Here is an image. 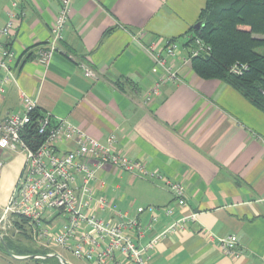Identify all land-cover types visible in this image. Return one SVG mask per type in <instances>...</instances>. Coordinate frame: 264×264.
<instances>
[{
  "label": "crops",
  "instance_id": "obj_1",
  "mask_svg": "<svg viewBox=\"0 0 264 264\" xmlns=\"http://www.w3.org/2000/svg\"><path fill=\"white\" fill-rule=\"evenodd\" d=\"M205 3L72 0L61 50L45 65L38 57L47 46L61 0H0V32L9 13L17 15L11 34H0V54L5 47L15 53L11 64L15 80L4 86L0 121L23 110L24 92L42 112L65 119L92 137L104 141L115 134L119 153L180 182L183 206L163 180L111 165L98 169L91 184L94 196H104L117 209L138 217L145 230L137 239L142 246L179 221L149 252V264H264V113L224 81L203 79L193 71L192 45L187 42ZM172 40L178 51L168 57L165 48ZM157 51L168 59L178 79L163 82L159 93L148 99L163 74L153 71L151 53ZM81 63L97 77L87 76ZM2 76L0 71V81ZM61 146L74 148L76 140L66 139ZM12 153L0 168V212L24 168V154ZM77 185L82 194L81 178ZM166 209L173 212L168 215ZM192 214L194 219L180 221ZM48 215L49 222L54 216ZM64 220V216L52 220L54 232ZM207 231L236 235L238 256L223 253ZM31 239L26 245L35 242L43 247ZM50 247L51 253H59L56 247L61 246L46 248ZM20 261L0 247V264ZM117 263L134 264L120 253L108 260Z\"/></svg>",
  "mask_w": 264,
  "mask_h": 264
},
{
  "label": "built area",
  "instance_id": "obj_2",
  "mask_svg": "<svg viewBox=\"0 0 264 264\" xmlns=\"http://www.w3.org/2000/svg\"><path fill=\"white\" fill-rule=\"evenodd\" d=\"M72 12V0H61L59 14L51 28L47 46L39 53L38 61L48 64L53 55L61 50L65 29ZM9 20L1 30V35H9L16 26L17 15L9 13ZM168 57H175L178 44L169 41L166 48ZM211 46L202 38L195 37L190 59L201 54H209ZM155 59L154 72L162 71V78L148 99L159 93V87L165 81L175 82L178 73L168 65L161 51L152 52ZM15 53L3 48L0 54V100L6 83L15 80L11 64ZM89 77L96 78L93 69L80 64ZM248 69L247 64L235 63L230 71L242 74ZM23 110L14 112L0 121V152H22L25 156L24 168L6 205L0 212V236L16 229L12 220L19 216L27 220V231L33 240L43 247L57 245L72 250L75 257L96 264H108L115 254H125L134 264H149L150 254L159 239L179 225V221L165 230L154 234L145 245L137 239L145 235V230L137 216L128 211L116 208V205L104 196L96 197L92 193L91 184L97 180V170L107 165L115 166L127 173L138 174L149 179H160L165 182L169 191L175 196L178 205H185V190L180 182L165 177L157 170H151L141 161L116 150L117 136L110 134L104 141L88 135L80 128L73 126L65 119L55 118L50 112L39 111L38 103L26 93L21 94ZM37 118V119H36ZM36 119L38 134L42 143L34 146L25 137L24 131ZM76 140L74 148L63 149L64 140ZM3 162H0V168ZM78 178L82 180V194H79ZM151 209H153L151 207ZM50 212V213H48ZM170 215L173 210L166 209ZM98 213H112L109 217ZM49 218L64 216L58 232H54V221ZM56 214V215H54ZM195 214L180 221L194 219ZM154 221L157 217L153 218ZM152 228V226H151ZM205 235L216 242L225 254L238 256L239 238L232 234L217 236L207 231ZM86 242L89 246L85 245ZM105 243V247H98ZM120 264V263H117Z\"/></svg>",
  "mask_w": 264,
  "mask_h": 264
},
{
  "label": "trees",
  "instance_id": "obj_3",
  "mask_svg": "<svg viewBox=\"0 0 264 264\" xmlns=\"http://www.w3.org/2000/svg\"><path fill=\"white\" fill-rule=\"evenodd\" d=\"M199 22L200 29L191 30L193 37L187 44L193 45L194 38L200 37L211 46V52L191 59L193 71L203 79L224 81L264 113V0H206ZM237 62L247 64L248 69L242 74L232 73L230 69ZM40 111L35 113L36 117L41 115ZM36 119L24 131V137L39 146L42 137L38 134ZM22 219L15 225L25 233L27 220ZM13 233L3 238L13 254L45 256L51 253L42 247L14 251ZM24 236L32 241L28 234ZM0 247L6 250L2 241ZM28 260L37 264H63L55 256Z\"/></svg>",
  "mask_w": 264,
  "mask_h": 264
},
{
  "label": "rangeland",
  "instance_id": "obj_4",
  "mask_svg": "<svg viewBox=\"0 0 264 264\" xmlns=\"http://www.w3.org/2000/svg\"><path fill=\"white\" fill-rule=\"evenodd\" d=\"M13 154H15V153H10V152H7V151H4V154H3V156H0V162L2 161L3 162V165L4 164H8L9 163V161H10V158H9V155H13ZM1 174V173H0ZM1 176V175H0ZM2 212V211H1ZM12 220H13V222H14V224L16 223V222H18V221H22L23 219L21 218V217H19V216H13L12 217ZM24 221V220H23ZM24 223H26V222H24ZM16 226V225H15ZM16 229H20L19 228V226H16ZM23 229V228H22ZM26 232V234H28L29 236H30V234H29V232L27 231V230H25ZM14 231L11 229L10 231H9V233L7 232V234L6 235H4L3 236V238H8V237H10L11 236V234L13 233ZM25 233H23V230L21 231V232H17V237L16 238H14V241H13V243H14V251H18V250H26V249H29V250H35V249H37V248H40L41 246H39V244L37 245L35 242H34V245H32V246H30V245H26V243L27 242H29L30 241V243H32L31 242V240L28 238V236H27V238H26V236H24L23 237V234L24 235H26ZM43 248V247H42ZM45 249H48L50 252H54V248H52V247H50V248H45ZM44 248H43V250H45ZM56 250L59 252V254L61 253L63 256H64V258L68 261V262H70L71 264H88V262H86V261H83V260H81V259H78L77 257H75L74 255H72V253H70V252H67V251H65L64 249H62L61 247H56ZM41 259H43L44 257H40ZM19 264H37L36 262H34V261H32V260H22V261H20V263ZM40 264H45V263H40Z\"/></svg>",
  "mask_w": 264,
  "mask_h": 264
},
{
  "label": "water",
  "instance_id": "obj_5",
  "mask_svg": "<svg viewBox=\"0 0 264 264\" xmlns=\"http://www.w3.org/2000/svg\"><path fill=\"white\" fill-rule=\"evenodd\" d=\"M201 22H197L194 26L195 29H200L201 27ZM0 240L3 242L5 248H6V251L15 259H18V260H28V259H33V258H40V257H51V256H55L57 257L61 263L63 264H71L70 262H68L61 254L59 253H49L45 256H42V255H16V254H13L9 248L7 247L4 239L2 236H0Z\"/></svg>",
  "mask_w": 264,
  "mask_h": 264
}]
</instances>
